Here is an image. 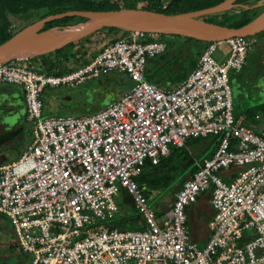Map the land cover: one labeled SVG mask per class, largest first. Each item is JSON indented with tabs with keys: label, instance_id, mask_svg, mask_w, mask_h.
I'll return each mask as SVG.
<instances>
[{
	"label": "built area",
	"instance_id": "2783aa9c",
	"mask_svg": "<svg viewBox=\"0 0 264 264\" xmlns=\"http://www.w3.org/2000/svg\"><path fill=\"white\" fill-rule=\"evenodd\" d=\"M86 63L61 75L12 60L0 64V84L24 91L32 142L0 164V213L12 224L29 264H264V124L253 128L234 113L232 71L246 64L254 41L238 36L204 45L196 67L173 88L146 78L149 59L167 50L158 34L127 31ZM228 45L224 60L216 55ZM133 86L93 113L43 114L46 88L73 87L112 72ZM259 118V115H257ZM215 136L214 154L158 217L136 178L146 160L171 147ZM237 168L231 180L222 170ZM127 191L142 229L111 226ZM210 191V236L192 238L188 207Z\"/></svg>",
	"mask_w": 264,
	"mask_h": 264
},
{
	"label": "trees",
	"instance_id": "16d2710c",
	"mask_svg": "<svg viewBox=\"0 0 264 264\" xmlns=\"http://www.w3.org/2000/svg\"><path fill=\"white\" fill-rule=\"evenodd\" d=\"M223 1L225 0H121L122 5H119L118 1L112 2L109 0H0V44L8 40L15 33L12 31L11 17H14L15 15H27L30 12H32L36 16L35 20L44 18L48 15L72 10L105 11L118 10L121 8L146 9L170 15L202 10L218 5ZM236 1L240 4L246 5L256 4L258 2V0ZM262 9H264V7ZM258 10L259 8L257 10L248 9L241 10L240 13L230 14H227L226 12H220L219 15L225 18L220 24L229 27H241L253 20L258 14ZM35 20L29 22L28 24L34 22ZM82 20V18L77 17H65L63 19L47 23L43 27V29L46 30L53 26L75 24ZM120 33H122L123 36H126L129 32L123 31L118 28H102L99 31L79 41H75L65 45L59 50L36 57H31L29 59L20 61V63L33 66L39 72L61 75L70 70H73L79 65L86 63L88 59L97 54L98 52L95 51V49L93 50L95 44L103 42L104 46L99 49V52H101L108 44L119 39L117 35ZM102 35V41H98V39H96V36ZM158 35L167 42V50L160 56L148 60L146 78L150 82L160 84L161 77L164 78L168 76L169 73L167 72L175 66L174 64L179 61L183 63L184 60L186 61V63H188V65H185L184 63L183 66L190 67L187 70V74H189L191 70L195 68L194 62L196 61L197 63L206 42L179 35ZM96 40L98 42H96ZM188 44H192L195 47V50H191V53L189 55H187L185 52L186 50H188ZM90 50H92V52ZM87 56H89V58H87ZM190 62L192 66H190ZM179 71L180 70H178V72ZM251 111L252 113H264V103L253 107ZM191 139L200 140V137ZM177 151L179 152L175 154ZM174 156H181L184 159L181 172L189 165H192L191 172H195L197 170L194 164L195 159L187 152L185 147L179 149L171 147L170 155L168 157H161L159 161L154 165H152L149 160H146L143 166V171L136 178V180L139 186L144 189V193L149 198V200L152 190L158 189L160 187H168L170 184H173L176 181L175 176L172 174L173 170H175V166L173 165L172 161ZM173 191L175 190L173 189ZM208 193L210 194V191H208ZM122 197L120 200V205L123 207H125V205H128L134 208L133 213L135 214L132 217H127V219L118 218L116 220V224H114V227L124 230L144 228L141 216L135 208L131 195L127 191H123ZM172 204L167 209H169ZM167 209L155 210L157 216L161 217V214ZM128 219L129 221L134 222V224L132 223V225H128ZM191 222L192 220L189 217L188 223L190 226ZM139 223L141 224V226L135 227V225Z\"/></svg>",
	"mask_w": 264,
	"mask_h": 264
},
{
	"label": "rangeland",
	"instance_id": "374dc122",
	"mask_svg": "<svg viewBox=\"0 0 264 264\" xmlns=\"http://www.w3.org/2000/svg\"><path fill=\"white\" fill-rule=\"evenodd\" d=\"M109 1H118L119 5H122L121 0ZM233 5L240 7L238 6L240 4L236 0L232 2V5L229 8H231ZM244 6L249 7L252 6V4H245ZM254 6H256L255 8H259L258 12L262 11V8L264 7V0H258ZM200 17L206 21L216 23H222L225 19L224 17H220L217 14H206ZM35 18L36 16L32 12L28 13L27 15H15L14 17H11L12 31L17 32L29 22L35 20ZM122 36V33L117 35L119 38ZM102 38L103 35L96 36L98 41ZM256 38L258 42L254 44L255 47L252 51L256 55L250 56V59L248 60V65H250V67L248 70L246 67L244 72H242L243 74L241 72L234 71V73H231L230 75L232 90L234 92V96L236 97L235 104L240 110L244 107L247 108L251 106L253 102L259 103L264 100V34ZM98 41L96 40V42ZM103 46V42L95 44L93 50L95 49V51L99 52V49H101ZM90 51L92 52V50ZM87 58H89V56H87ZM255 59L257 60L254 61ZM177 64H174L175 67ZM185 65H188V63ZM131 85V81L126 78L125 74L112 72L99 78L90 79L85 83L75 85L73 87H62L58 89L59 95L57 97H52V101L50 102L52 110H50V112L52 114H69L74 116H82L81 114L87 115L99 110L101 107L103 108V106L109 101L113 100L120 91L129 88ZM4 102L2 101L0 103V116L1 114L4 115L3 117L7 116L6 118H3L5 122L13 118L17 119V111H14V109L8 107L6 101ZM16 123L13 125V127L16 126ZM22 123H24V121L21 119L20 124ZM3 127L4 125L1 124L0 128ZM30 132L31 131H24L25 134H29ZM29 139L30 137L27 135L25 136L24 141H28ZM187 152L197 157L194 147L189 146ZM172 161L173 165L175 166V170H173L172 174L175 176L176 181L173 184H170L168 187H160L151 191L149 201L150 205L155 210H165L170 206L168 204L171 202V193L175 188L174 186L180 181V178L183 174L181 172V168L184 163V159L181 156H174ZM191 168L192 165H189L185 168V170H190ZM125 207H127L125 208L127 211L131 213L134 212V208L128 205H125ZM194 211L195 214H197L196 204L194 206ZM198 219L200 220L201 217L199 218V215L197 214V216H194V223L191 222V232L194 241H196L194 238L195 232H198V229L196 230ZM15 241L16 237L9 218L0 213V264H29V256L27 254H20V248L18 245L15 246Z\"/></svg>",
	"mask_w": 264,
	"mask_h": 264
},
{
	"label": "water",
	"instance_id": "95a60500",
	"mask_svg": "<svg viewBox=\"0 0 264 264\" xmlns=\"http://www.w3.org/2000/svg\"><path fill=\"white\" fill-rule=\"evenodd\" d=\"M233 1L235 0H225L218 5L202 10L170 15L134 8L105 11L72 10L48 15L24 26L8 40L0 44V64L12 60H25L59 50L65 45L79 41L102 28H118L123 31L137 30L151 34L179 35L194 38L202 42L226 41L233 37L254 36L263 32L264 11L241 27H229L201 19L200 16L215 14L229 8ZM65 17H77L83 20L75 24L43 29L47 23ZM69 26H76V28L58 38L48 35V32L53 29ZM16 115H18L17 112ZM14 122V118L6 122L3 119L2 124L6 126Z\"/></svg>",
	"mask_w": 264,
	"mask_h": 264
},
{
	"label": "crops",
	"instance_id": "0c3cea01",
	"mask_svg": "<svg viewBox=\"0 0 264 264\" xmlns=\"http://www.w3.org/2000/svg\"><path fill=\"white\" fill-rule=\"evenodd\" d=\"M244 5L245 4L238 5L240 7H236L237 5H233L231 8H227L221 12H224V13L226 12L227 14H230V13H240L241 10H248V8L251 10L252 9L253 10L258 9V8H255L256 6L254 7V4H252V6H249V7L244 6ZM263 11H264V9L262 11H259L257 16L260 15ZM219 13L220 12L215 13V14L222 17L221 15H219ZM226 16H228V15H226ZM214 23H216V22H214ZM218 24H220V22H218ZM262 34H264V31L258 33L257 35L249 36V37L253 38L254 41L252 42V44L249 48L246 64L242 67V69L237 70L238 72L242 73V72H244L246 67H247V70L250 67V65H248V60L250 59L251 55L252 56L256 55L252 52L254 50L253 48L255 47L254 44H256L258 42L256 37L261 36ZM188 45H189L188 50L185 51L187 55H189L191 53V50H193V51L195 50V47L192 44L191 45L188 44ZM228 50H229V47L227 44H225L223 47H221L220 50L218 51L217 55H216L217 59L218 60H224V58L228 54ZM256 60L257 59H255L254 61H256ZM184 63L186 64L185 60L183 61V63L180 61L176 62L177 66L176 67L174 66L171 70H169L170 72L169 71L167 72V73H169L168 76H166L164 78L161 77L159 85L162 87H165V88H173L178 83H180L182 80H184L188 76L187 70L190 68L189 66L184 67L183 66ZM194 63H195L194 67H196V65H197L196 61ZM259 63H260V61H259ZM190 66H192L191 62H190ZM181 67H182V69H181ZM146 70H147V67H146ZM178 70H180V71L178 72ZM118 73H120V72H118ZM231 73H234V71H232ZM126 78L131 81L132 85L129 88L120 91L118 93V95L115 96V98L113 100L120 97L125 91H127L128 89H130L133 86L134 82L127 75H126ZM60 88H62V87H60ZM58 89L59 88H55V89L46 88L43 92V114L45 116L69 115V114H52L50 112V110H52L51 106H50V102L52 101L53 96L57 97L59 95ZM233 99H234L235 116L236 117H243L244 116L245 117V123L248 126L260 129L264 124V113H262V112L252 113L251 109L253 107H256V106L264 103V100L259 102V103L253 102V104L251 106H249L247 108L244 107L240 110L237 108V105L235 104L236 103V97L234 96V92H233ZM113 100H111V101H113ZM0 101L1 102L6 101L7 106L14 109V111H17V113H18V117H17V119H15V122L13 124L6 125V126L4 125L3 128H0V164H3V163H9V162L16 160L22 154V152L27 148V146L32 142L33 125H32V123H30L27 120L24 91L19 85L0 84ZM111 101H109V102H111ZM106 105H104V106H106ZM101 108H99V109H101ZM0 110H1V108H0ZM81 115H84V114H81ZM257 115H259V118H257ZM21 119L24 121V123H22V124H20ZM16 122L17 123L19 122V123L17 124ZM15 123H16V126L13 127V125ZM24 131H31V132L29 134H25ZM27 135H29L30 139L28 141H24V138ZM187 142H188V145H187ZM187 142H186L185 149L188 151L189 146H191V147L195 148V153H197V157H196L193 154H190L188 152L195 159L194 160V164H195V161L198 160V161L202 162L203 160L208 159L213 155V153L215 152L217 145H218V138L213 137V136H209V137H202V138H200V140L190 139ZM172 147H174V146H172ZM174 148L179 149V148H183V147H174ZM178 152L179 151H177L175 154H177ZM168 156H164V157H168ZM149 162L152 165L155 164V162H153L152 160H149ZM191 170L192 169L182 170L183 174L180 178V181L178 183H176V185L174 186L175 191H173V193H171V195H172L171 202L168 205H171L173 203L174 195H175L176 191L182 185V182H184L185 180H187L188 178H190L192 176L193 172H191ZM237 171H238V169L234 167V168L222 170L221 174L225 180H231V179H233V177L235 176ZM122 193L118 196L119 203H120V200L122 197ZM122 199H123V197H122ZM195 204L197 205V214L199 215V218L201 217V219L200 220L198 219V222L196 225V230L198 229V232H195L194 238H195L196 242L197 241L199 242V243L197 242V244L199 246L203 247L206 244V242L210 236L209 229L207 227V222L209 221V219L213 215V209L210 205V194L208 192L202 193L200 195V197L198 198V200L188 207L187 212H188L190 219L192 220V223H194V216L195 215L197 216V214H195V211H194ZM125 208H127V207L120 206V211H119L117 217L113 221L109 222V224L111 226H114V224H116V222H117L116 220L118 218H120V219L126 218L127 219V217H130V216L132 217L135 214V213H131V212L127 211V209H125ZM127 221H128V225H132V223L134 224V222L129 221V219ZM139 226H141L140 223L135 225V227H139Z\"/></svg>",
	"mask_w": 264,
	"mask_h": 264
},
{
	"label": "bare ground",
	"instance_id": "6f19581e",
	"mask_svg": "<svg viewBox=\"0 0 264 264\" xmlns=\"http://www.w3.org/2000/svg\"><path fill=\"white\" fill-rule=\"evenodd\" d=\"M75 28H76V26H69V27H66V28L53 29V30L48 32V35L58 38V37L62 36L65 33L71 32Z\"/></svg>",
	"mask_w": 264,
	"mask_h": 264
},
{
	"label": "flooded vegetation",
	"instance_id": "af4514ba",
	"mask_svg": "<svg viewBox=\"0 0 264 264\" xmlns=\"http://www.w3.org/2000/svg\"><path fill=\"white\" fill-rule=\"evenodd\" d=\"M1 118H2V119H1ZM2 123H3V115L0 116V125H1ZM16 245H18V244H17V241H15V246H16ZM20 254H25V253H23V252L20 250ZM20 256H22V255H20Z\"/></svg>",
	"mask_w": 264,
	"mask_h": 264
}]
</instances>
